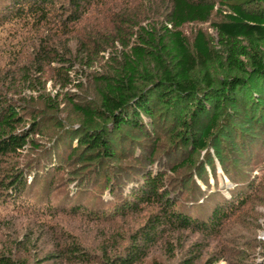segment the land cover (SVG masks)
<instances>
[{"label":"rangeland","instance_id":"374dc122","mask_svg":"<svg viewBox=\"0 0 264 264\" xmlns=\"http://www.w3.org/2000/svg\"><path fill=\"white\" fill-rule=\"evenodd\" d=\"M55 3L59 15L61 5L67 6L68 0ZM0 4L1 27L3 18L13 15L15 6L13 0H0ZM86 7L85 15L72 26L69 37L73 45L87 44L90 51L93 39L106 43V37L113 36L119 27L126 37L136 31L128 19L142 21L143 26L152 25L163 21L170 9L165 0H91ZM249 7L264 12V4ZM217 8L220 12L216 11L209 22L187 24L181 30L190 46L199 32L204 33L214 55L222 58L224 51L219 46L215 25L224 22V14L230 10L220 4ZM8 28V37L0 34V91L27 105L30 113L23 114L25 119L28 123L36 119L40 127L30 136L32 142L24 150L0 156V264H8L6 260L9 264H80L69 254L74 246L89 259L88 264H106L108 259L125 256L132 236L159 214L161 205L139 204L136 210L121 215L115 209L118 199L111 197L107 183L113 179L114 191L122 197L129 196L127 188L126 193L120 188V182L124 177L137 175L143 167L160 172L166 194L177 199V208L190 201L202 179H209L208 185H214V191L228 197L235 182L243 190L249 182L254 185L252 190H246L248 202L241 206L236 201L214 230L164 227L148 243L140 240L138 245L144 256L137 264H184L189 260L193 264H264V118H252L251 94L239 105L225 104L207 147L194 155V168L182 167L174 172L173 168L190 153L174 134L178 127L176 110L155 100L151 105L154 116L144 120L143 129L124 127L111 135L115 158H91L85 147L72 154L79 138L100 128V124L88 122L76 105L92 111L99 109L101 99L95 77L110 72L116 59L101 44L102 54L93 53L91 62L81 60L86 55L72 56L75 70L70 77L81 88L71 85L62 90L58 74L63 77L68 70L57 64L47 69L45 77L36 80L40 82L38 91L28 90L23 76L30 71L28 54L40 33L36 36L34 31L28 33L10 22L5 24V30ZM242 46L252 51L246 41H242ZM258 50L264 54V40L258 41ZM12 55H20L16 63ZM220 57L210 64L216 88L233 75L222 65ZM204 74L201 67L194 73L201 87ZM43 97L54 99L58 108H48ZM257 104L263 106L264 102ZM213 115L214 110L210 109L196 122L199 139ZM110 127L111 122L106 123V128ZM18 128L17 131L24 130L23 126ZM151 154L155 165L146 167L143 159H149ZM223 166L228 168L232 180ZM15 177L20 178L19 186L15 185ZM69 202L72 204L66 205ZM75 203L84 205V209L73 210Z\"/></svg>","mask_w":264,"mask_h":264},{"label":"trees","instance_id":"16d2710c","mask_svg":"<svg viewBox=\"0 0 264 264\" xmlns=\"http://www.w3.org/2000/svg\"><path fill=\"white\" fill-rule=\"evenodd\" d=\"M13 1L15 6L12 9L13 15L3 18L0 34H4L5 37L10 34L9 28L5 30V24L8 22L13 27L20 26L28 33L34 31L36 36L40 33L28 54L27 68L30 71L23 76L25 89L38 91L37 86L40 82L37 81L45 77L47 69L57 64L68 70L63 77L61 73L58 74L61 89L64 90L71 85L81 88L80 84L70 77V73L75 70L72 56L86 55V58L80 57L81 60L84 63L91 62L93 53L102 54L101 48L99 49L101 44L105 45L102 47L103 50L108 51L109 55L116 59V64L112 65L110 72L95 77L101 99L99 109L92 111L76 105L77 110L88 122L100 124V128L87 131L79 138L77 147L72 149V154L85 147L91 153V158L97 160L115 158L116 150L111 135L119 133L124 127L133 130L143 129L144 120L154 116L152 100L176 110L178 127L174 134L177 135L182 148L190 153L184 161L173 168L174 172L182 167L194 168V155L207 147L225 104L239 105L251 94L249 97L252 118H264V114H258L264 111V105L257 104L260 101L264 102V54L258 50V41L264 40V12L249 7L264 4V0H165L170 9L163 21L143 26L142 21L128 19L129 25H133L132 28H136V31L126 37L123 29L119 27L113 36L106 37V43L104 40L100 42L93 39V51L84 43L80 46L78 43L73 45L74 41L72 42L69 37L73 31L72 26L82 20L86 6L91 0H68L67 6L61 5L62 12L59 15L55 0ZM217 4L225 5L230 10L229 14H224L225 21L215 25L219 35V46L224 51L222 58L214 55L204 33L199 32L190 46L181 30L187 24L209 22L216 11L220 12ZM242 41H246L252 51L242 46ZM19 56L12 55L13 63H16L15 60ZM216 57H220L222 65L233 74L224 80L219 88L215 87L210 73V64ZM198 67L205 71L202 87L194 77ZM22 68L24 69V66ZM249 82L258 83L250 87ZM149 92H152V95H147ZM42 99L48 108H58L54 99L45 97ZM180 108L181 113L178 114ZM210 109L214 110V115L199 139L195 124L209 114ZM24 113H30L27 105L8 98L0 91V156L24 150L27 144L32 142L30 136L38 132L39 121L35 119L34 122L28 123ZM108 122H111L110 128H106ZM22 126L24 130L17 131L18 127ZM74 157L75 155H72L71 159ZM153 157L151 154L149 159H143L146 167H154ZM223 169L229 177L228 168L223 166ZM139 170L137 175L124 177L120 182V188L124 192L126 188L129 191V196L122 194L124 198L114 191L113 179L108 181L111 197L115 196L118 199L115 209H118L121 215H126L130 210H136L139 204L157 202L161 205V211L132 236L131 247L125 256L108 259L106 264H137L144 256L138 242L143 240L148 243L164 227L173 230L190 227L207 231L216 229L227 217L226 211L232 209L236 201L237 205L241 206L248 202L249 195L246 190H252L254 185L249 182L244 190L238 189L236 178L233 180L234 189L228 192V197L214 191V185H208L209 179H202L200 184H197L193 196L189 198L190 201L177 208V199L170 193L166 194L160 172L144 167ZM213 173L216 175L215 171ZM14 179L15 185L19 186L20 178ZM70 204L72 202L66 205ZM72 209L79 212L84 209V205L75 203ZM191 214L195 217H191ZM69 254L77 263H89V259L75 246L69 250ZM6 263L9 264L10 261L6 260ZM184 264L193 263L189 260Z\"/></svg>","mask_w":264,"mask_h":264}]
</instances>
